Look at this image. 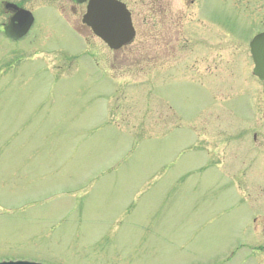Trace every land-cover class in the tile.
Masks as SVG:
<instances>
[{"label":"rangeland","instance_id":"rangeland-1","mask_svg":"<svg viewBox=\"0 0 264 264\" xmlns=\"http://www.w3.org/2000/svg\"><path fill=\"white\" fill-rule=\"evenodd\" d=\"M167 1L112 52L85 6L0 0V262L264 264V0Z\"/></svg>","mask_w":264,"mask_h":264},{"label":"water","instance_id":"water-1","mask_svg":"<svg viewBox=\"0 0 264 264\" xmlns=\"http://www.w3.org/2000/svg\"><path fill=\"white\" fill-rule=\"evenodd\" d=\"M76 5L87 3L83 23L90 27L93 33L104 41L112 50H119L130 43L135 30L130 12L126 6L117 0H70ZM6 9L13 10L15 15L5 29V35L18 41L24 38L34 24L31 12L7 4ZM251 54L255 64L254 74L264 82V33L256 36L250 44ZM0 264H40L34 262H9Z\"/></svg>","mask_w":264,"mask_h":264},{"label":"flooded vegetation","instance_id":"flooded-vegetation-1","mask_svg":"<svg viewBox=\"0 0 264 264\" xmlns=\"http://www.w3.org/2000/svg\"><path fill=\"white\" fill-rule=\"evenodd\" d=\"M122 2H124L127 6V8L129 9V11L131 12V15H132V19H133V24H134V12H133V9L131 8V5H132V2L133 0H120ZM142 1H145V0H142ZM73 5V4H72ZM76 6V5H74ZM152 7V8H151ZM150 8H151V11H157L159 12L160 14H162L163 12H165V14L163 15L165 18H166V22L169 23V27H168V30H170V28H172L171 24H173V21H174V15H173V9H172V5H171V2H168L167 0H154V2H152L150 4ZM11 17V15H10ZM183 16H181L182 18ZM181 18H177L176 21H174V27L173 28H178V21L181 19ZM82 23V22H81ZM82 26H84L82 24ZM86 27V26H85ZM88 28V27H87ZM89 29V28H88ZM137 35V33H136ZM176 37V42L178 41V35L175 36ZM136 38V37H135ZM135 40V39H134ZM253 143H255L257 141V134H254L253 136ZM262 217V213L261 212H254L252 215H251V220L254 224H257L259 219Z\"/></svg>","mask_w":264,"mask_h":264}]
</instances>
